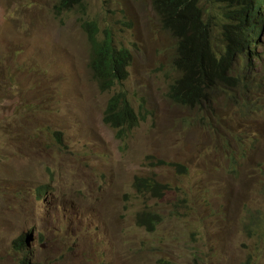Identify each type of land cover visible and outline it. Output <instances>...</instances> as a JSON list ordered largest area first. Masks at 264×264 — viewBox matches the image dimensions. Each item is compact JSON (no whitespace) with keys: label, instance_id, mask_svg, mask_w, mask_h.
<instances>
[{"label":"rangeland","instance_id":"rangeland-1","mask_svg":"<svg viewBox=\"0 0 264 264\" xmlns=\"http://www.w3.org/2000/svg\"><path fill=\"white\" fill-rule=\"evenodd\" d=\"M154 3L85 0L59 17L58 0H0V264H264V29L235 65L252 91L181 106ZM228 4L200 5L221 45ZM81 18L132 51L123 85L101 89ZM123 89L141 118L119 140L104 116ZM152 175L162 197L136 187Z\"/></svg>","mask_w":264,"mask_h":264},{"label":"trees","instance_id":"trees-1","mask_svg":"<svg viewBox=\"0 0 264 264\" xmlns=\"http://www.w3.org/2000/svg\"><path fill=\"white\" fill-rule=\"evenodd\" d=\"M241 1L245 5V13H241L237 21L242 23L226 25L227 43L224 48L218 49L217 46L220 47L221 44H214L212 24L205 20L199 0H155L154 6L161 15L165 28L178 39L174 67L182 77L176 79L169 95L175 103L194 106L202 101L205 89L209 86L204 82L223 78L235 53L242 54L247 50L249 42L246 40L243 44L244 34L241 32L247 19L252 18L257 11L254 9L255 0ZM78 7L85 10V0H58L56 10L62 16ZM84 26L93 43L91 65L102 90L107 91L123 84L130 75L128 68L133 61L131 50L117 46L110 35L104 41L99 40L98 26L94 22L87 21ZM252 30L256 31L257 25ZM138 120L128 93L125 90L116 92L109 103L107 122L123 128L125 134L128 128L138 124ZM137 183L144 188L156 190L158 181L139 177ZM19 240L22 245L26 243L25 236H21Z\"/></svg>","mask_w":264,"mask_h":264},{"label":"clouds","instance_id":"clouds-1","mask_svg":"<svg viewBox=\"0 0 264 264\" xmlns=\"http://www.w3.org/2000/svg\"><path fill=\"white\" fill-rule=\"evenodd\" d=\"M225 1H228L229 4L228 6L231 7V10L230 12H228L229 14V17L227 19V21L225 22V25H224V31H223V34H224V38H223V44L219 47L217 46L218 49H222L224 48V44H226V25H228L229 23H233V24H241L242 22L240 21H237V19H239L241 17V13H245V5L244 3L241 1V0H225ZM199 5H201L204 9V5H203V0H199ZM79 8V7H78ZM254 9L255 11H257V14H255L254 16H252V18L250 19H247V21L245 22L246 23V26L243 28L242 30V34H244V42L243 44L245 43L246 40H248L249 42V45H248V48L245 52H243L242 54H239L238 52L235 53V55L233 56L232 58V61L230 63V65L227 67V70H226V73L224 74V77L223 78H215L213 81H206L204 82V84H209V86L206 87L205 89V92L203 94V97H202V101H200L199 103L195 104L194 106H186V107H196V106H201L203 105L204 103H207V101H209L211 99V97L214 96V94H216V92L218 90H230L231 88L236 92L237 96H241L245 90L247 89V87L250 88L251 90V86L253 84V81L250 79V76H242L241 74L239 75H236L238 70L237 68H235V65L236 63L239 61V60H242L243 58H246L247 56H249L252 52H254V49H255V40L257 38V36L260 34V32L264 29V0L263 2H259L258 0H255L254 2ZM74 11V10H73ZM67 12H70V11H67ZM65 12V13H67ZM85 13V11L83 12ZM156 13H158L157 9H156ZM205 10H204V18H205ZM160 15V14H159ZM59 17H61L60 15H58ZM82 22L85 23L87 22L86 19L84 18H81ZM90 22H93V21H90ZM96 24V23H95ZM97 25V24H96ZM257 25V30L256 31H253L252 30V27ZM83 27L84 29L86 30L84 24H83ZM165 27V26H164ZM98 28V39L101 40V41H104L106 40V38H101L99 36V27ZM166 30L169 31V29L166 28ZM87 31V30H86ZM246 31V33H245ZM170 32V31H169ZM238 32L240 33V30H238ZM88 33V31H87ZM172 34V33H171ZM89 35V39L91 41V38H90V34L88 33ZM173 35V34H172ZM213 35H214V32H213ZM111 36V35H110ZM247 36V37H246ZM113 37V36H112ZM114 38V37H113ZM176 38V37H175ZM215 35H214V38H213V41H214V44L217 45L218 43H216V39H215ZM176 40H178L176 38ZM115 41V39H114ZM92 42V41H91ZM116 44V43H115ZM117 45V44H116ZM176 49H177V45H176ZM130 50V49H129ZM132 52V51H131ZM133 54V53H132ZM92 55H93V52H92ZM133 60H134V57H133ZM244 61V60H243ZM245 62V61H244ZM91 63H92V60H91ZM133 63V61H132ZM248 66L253 69V65L251 63H247ZM132 65V64H131ZM130 65V66H131ZM129 66V68H130ZM91 68H92V65H91ZM129 68H128V71H129ZM175 68V67H174ZM93 69V68H92ZM94 71V70H93ZM179 74V71L176 70ZM130 73V71H129ZM95 75V73H94ZM130 76V75H129ZM180 76V74H179ZM182 76H180L179 78H181ZM96 78V77H95ZM242 78H245L248 80L247 84L245 85V89L244 90H240L238 87H239V84L241 83V80ZM97 80V79H96ZM99 82V80H97ZM126 81V80H125ZM124 81V82H125ZM176 80L174 81V83L171 84L170 86V89H169V94H168V98L169 95L171 94V90H172V85L175 84ZM100 84V82H99ZM124 84V83H123ZM121 84V85H123ZM101 87V85H100ZM102 89V88H101ZM111 90V89H110ZM125 90V89H123ZM104 91V90H103ZM109 91V90H107ZM122 91V90H120ZM118 91V92H120ZM127 92V90H125ZM252 91V90H251ZM128 93V92H127ZM116 94V93H115ZM114 94V95H115ZM113 95V96H114ZM112 96V97H113ZM129 96V95H128ZM111 97V99H112ZM111 99L109 100V103L111 101ZM130 99V97H129ZM172 101L173 99L170 98ZM131 101V99H130ZM174 102V101H173ZM109 103H108V107H109ZM132 103V101H131ZM175 103V102H174ZM177 104V103H175ZM177 105H180V104H177ZM132 106H133V103H132ZM183 106V105H181ZM108 107L106 109V112H105V116H104V122L109 125L110 127L114 128L116 131H117V139L119 140H124L132 131L134 128H136L138 125H139V122H140V115L137 113V111L135 110L134 106H133V110L136 112V114L138 115L139 117V120H138V124L134 127H131V128H128L126 133L124 134V129L123 128H118V127H115V126H112L111 124H109L107 122V114H108ZM157 163L158 164H170V165H179L177 164L176 162H167L166 160H163V159H158L157 160ZM183 169H185L184 167H181ZM139 177H148V178H152L154 181H158V184H157V187H156V190H153V189H147V188H144L142 185L140 186L137 181H136V187L140 190V191H143V192H151L152 194L156 195V196H159V197H162L165 192H166V189L168 188V184L166 183H163V182H160L156 177H154L153 175L152 176H138L137 177V180ZM47 191H49V189L46 188V186H43ZM146 218H147V221L151 224L154 220L153 218V215L152 214H146ZM142 220L144 221V218H142ZM22 236H25L26 237V243L24 245L21 244V241L19 240V238L21 237H18L15 241H14V245L16 248H24L27 250V246H28V243H29V238H30V235H27V234H24ZM26 256H30V254L28 253V251H26ZM26 264H31V259L26 262ZM161 264H168V263H165V262H161Z\"/></svg>","mask_w":264,"mask_h":264}]
</instances>
